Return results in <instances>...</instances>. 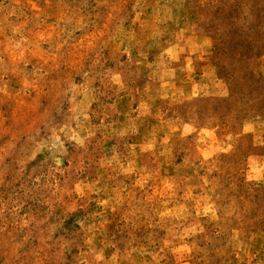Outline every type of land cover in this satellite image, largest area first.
I'll use <instances>...</instances> for the list:
<instances>
[{"label": "rangeland", "instance_id": "374dc122", "mask_svg": "<svg viewBox=\"0 0 264 264\" xmlns=\"http://www.w3.org/2000/svg\"><path fill=\"white\" fill-rule=\"evenodd\" d=\"M0 264H264V0H0Z\"/></svg>", "mask_w": 264, "mask_h": 264}]
</instances>
